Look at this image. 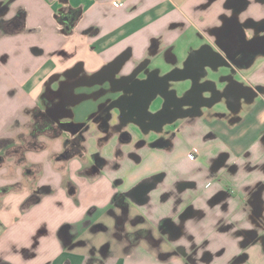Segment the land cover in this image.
Returning a JSON list of instances; mask_svg holds the SVG:
<instances>
[{
    "label": "crops",
    "instance_id": "obj_1",
    "mask_svg": "<svg viewBox=\"0 0 264 264\" xmlns=\"http://www.w3.org/2000/svg\"><path fill=\"white\" fill-rule=\"evenodd\" d=\"M234 22L246 43H229ZM218 40L231 67L198 82L215 81L221 99L140 127L153 143L91 131L68 160L65 134L24 144L43 95L74 77L91 81L85 92L112 88L127 111L152 73L184 70L190 90L189 58L204 46L225 56ZM0 141V264H264V0H0ZM168 221L177 234L159 231Z\"/></svg>",
    "mask_w": 264,
    "mask_h": 264
},
{
    "label": "flooded vegetation",
    "instance_id": "obj_2",
    "mask_svg": "<svg viewBox=\"0 0 264 264\" xmlns=\"http://www.w3.org/2000/svg\"><path fill=\"white\" fill-rule=\"evenodd\" d=\"M76 16L75 14L73 19ZM143 69L146 68L144 67ZM89 81L84 76L74 77L69 83L68 91L65 94H60L59 90H50L51 98L43 95L41 108L35 112L34 124L32 125L31 136H34L35 140L24 144H45L39 140L42 135L57 136L65 134L67 137L64 140V150L57 157L68 160L73 157H80L83 154L82 150L86 135L91 133V131L103 132L105 137L103 139L106 140L118 135L119 142H130L132 140L131 132L129 131L131 124L137 126L139 130L140 127L144 130L148 127L159 129V122L171 120L177 115V113L173 114L163 111L155 117L147 115L146 119H141L137 115H131L132 113L128 110L120 112L114 107L119 104L117 97L108 95L112 88L109 90L101 88L93 92H85L84 90L87 89L85 84ZM254 89L257 92H262L263 90L262 88ZM249 92L251 94L255 93L254 90ZM103 96L107 97L101 100ZM91 100L93 104L91 109L83 112L79 111L80 106L85 102H91ZM232 106H235V102ZM198 113L199 109L195 106L181 112L182 115H188L191 118H194ZM232 119L235 120L236 118L232 117ZM134 122H138L140 125ZM99 141H102V138H99ZM0 144H5V142L0 141ZM140 144H143V141L137 142L136 145L140 146ZM2 159L3 156H0V160ZM93 160L96 165L104 163V159L98 153L93 156ZM191 185L193 184H184L185 187H192ZM169 227L177 234L180 230V222L168 221L166 226L161 227L159 231L164 232ZM144 235L148 236L147 233ZM134 236H139V234H134ZM261 239L264 240V237L262 236ZM134 240L136 239L134 238Z\"/></svg>",
    "mask_w": 264,
    "mask_h": 264
},
{
    "label": "water",
    "instance_id": "obj_3",
    "mask_svg": "<svg viewBox=\"0 0 264 264\" xmlns=\"http://www.w3.org/2000/svg\"><path fill=\"white\" fill-rule=\"evenodd\" d=\"M233 26L234 30L228 34V37L230 38L229 43H237L232 39L233 36H241L240 41L246 43L243 27L237 22H234ZM222 37L224 36L222 35L221 38ZM217 45L221 51H223L225 56L215 52L210 46H204L189 58L188 61H190V63L195 62L196 66L194 67L193 74H190V78H188L192 80L191 88L186 91L183 96L179 97L176 90H170V86L171 82H179L187 79L186 77L189 75L185 77L180 75L183 74L184 70L175 69L163 76H159L158 73L155 72L150 74L146 80L137 81L134 96L125 102L126 108L130 113L137 115L141 119H146L147 115H149V117H155L163 111L176 114L184 105L206 108L212 107L221 99L220 96L217 98L220 92L216 88V82L207 80L199 83L198 80L206 77V68H209L212 71H216L220 67L230 68V63L233 60L228 52V50L232 48L229 44H222L218 40ZM124 62L125 56H122L118 61V67H121ZM205 93H210V96L205 97ZM157 97H160L163 100L162 106L157 112H151L149 108ZM176 117H178V115L173 118V121Z\"/></svg>",
    "mask_w": 264,
    "mask_h": 264
},
{
    "label": "rangeland",
    "instance_id": "obj_4",
    "mask_svg": "<svg viewBox=\"0 0 264 264\" xmlns=\"http://www.w3.org/2000/svg\"><path fill=\"white\" fill-rule=\"evenodd\" d=\"M216 74H211V76H215ZM188 81H180V82H175L173 83V86L175 87L177 93L180 95L181 93L183 94L186 90H187V87H188V84H187ZM163 100L159 97L157 98L152 106H151V109H155L156 107H158V105L161 103L162 104ZM217 107H220V106H217ZM247 108V107H245ZM177 124V123H176ZM176 124L173 123V124H170V125H167L165 126V129L166 131H169L170 133L173 131V128L172 127H176ZM129 129L131 130L134 138L136 139L134 141L133 144H130V146H135L136 143L138 141H148L149 144L153 143L156 139H151L153 137H155L157 134L156 133H153V132H149L148 134H144L143 132H141L137 126H135L134 124H131L129 126ZM139 130V131H138ZM23 138V135H20L17 139H22ZM216 140H219V139H214L212 141H216ZM222 143H224V141L220 140ZM210 143V142H209ZM37 146V144H35ZM39 145V144H38ZM226 145V144H225ZM216 148H214L215 150ZM192 190V188H191Z\"/></svg>",
    "mask_w": 264,
    "mask_h": 264
},
{
    "label": "built area",
    "instance_id": "obj_5",
    "mask_svg": "<svg viewBox=\"0 0 264 264\" xmlns=\"http://www.w3.org/2000/svg\"><path fill=\"white\" fill-rule=\"evenodd\" d=\"M115 5L117 6V4H115ZM188 157H189L190 160H193L194 157H195V155H194L193 153H190V154L188 155Z\"/></svg>",
    "mask_w": 264,
    "mask_h": 264
}]
</instances>
